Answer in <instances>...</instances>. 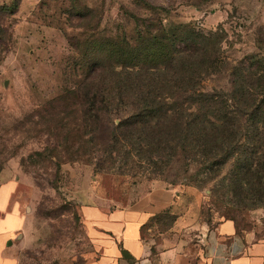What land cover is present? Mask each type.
<instances>
[{
    "label": "rangeland",
    "instance_id": "rangeland-1",
    "mask_svg": "<svg viewBox=\"0 0 264 264\" xmlns=\"http://www.w3.org/2000/svg\"><path fill=\"white\" fill-rule=\"evenodd\" d=\"M145 3L167 12L153 16ZM153 24L222 30L229 68L264 57V0H0V187L15 185L9 209L18 206L29 220L10 243L13 264H94L100 255L83 221L85 206L157 212L144 230L154 253L166 232L176 243L198 242L224 219L264 240V199H246L223 182L230 166L218 189L169 186L143 170L100 171L54 149L49 115L72 103L66 96L79 65L98 69L89 61L114 41L135 45ZM228 84L223 73L205 86Z\"/></svg>",
    "mask_w": 264,
    "mask_h": 264
},
{
    "label": "trees",
    "instance_id": "trees-1",
    "mask_svg": "<svg viewBox=\"0 0 264 264\" xmlns=\"http://www.w3.org/2000/svg\"><path fill=\"white\" fill-rule=\"evenodd\" d=\"M145 5L153 16L167 12ZM139 38L87 59L98 69L79 65L66 96L72 103L49 115L54 149L100 171L143 170L169 186L218 189L230 166L223 182L246 199H264V57L229 68L223 31L191 25L153 24ZM223 73L226 88L205 86Z\"/></svg>",
    "mask_w": 264,
    "mask_h": 264
},
{
    "label": "crops",
    "instance_id": "crops-1",
    "mask_svg": "<svg viewBox=\"0 0 264 264\" xmlns=\"http://www.w3.org/2000/svg\"><path fill=\"white\" fill-rule=\"evenodd\" d=\"M15 188L13 183L0 187V264H13L10 243L24 233L29 221L18 206L9 209ZM156 213L83 207L84 224L100 255L94 264H264V240L239 234L229 219L201 232L198 242L176 243L172 231L166 232L154 253L144 230Z\"/></svg>",
    "mask_w": 264,
    "mask_h": 264
},
{
    "label": "water",
    "instance_id": "water-1",
    "mask_svg": "<svg viewBox=\"0 0 264 264\" xmlns=\"http://www.w3.org/2000/svg\"><path fill=\"white\" fill-rule=\"evenodd\" d=\"M123 255L126 257V253H123Z\"/></svg>",
    "mask_w": 264,
    "mask_h": 264
}]
</instances>
